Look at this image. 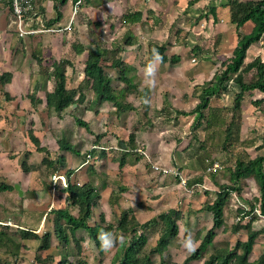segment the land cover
Here are the masks:
<instances>
[{
	"label": "rangeland",
	"instance_id": "1",
	"mask_svg": "<svg viewBox=\"0 0 264 264\" xmlns=\"http://www.w3.org/2000/svg\"><path fill=\"white\" fill-rule=\"evenodd\" d=\"M190 1L81 0L76 9L72 0L65 6L54 0H36L32 29L49 28L47 23L57 16L56 4L63 17L52 27L67 28L70 24L71 27L54 33L42 31L25 38L17 35L12 14L0 4L1 13L7 12L3 20L6 29L0 31V107L10 108L5 111L9 120L0 126V133L3 131L5 136L10 131L15 137L10 144L8 180L20 186L22 193L20 199L18 191L8 195L0 193V200L7 203V206L0 205L1 219H16L24 207L27 227L42 236L47 231L54 232V216L46 218L45 214L65 207L66 195L58 189L49 191L43 184H49L52 179L66 187L68 180L61 176L65 171L51 174L52 168L42 163L47 155L37 151L32 134L39 140L38 146L48 150L49 158L66 159V169L75 171L70 180L80 185L92 182L100 189L92 225L99 223L101 216L107 223L117 225L122 212L129 210L140 223L171 209L180 212L179 234L165 252L166 264H184L201 246V258L190 264H204L216 250L233 248L238 240L246 241L244 232H233L238 224L252 222L255 230H264V215L258 201L260 185L250 177L240 182L241 194H232L225 209L224 226L216 230L211 243L204 241L213 227V216L202 211V207L215 200L222 185L231 184L230 169L237 160L264 156V93L246 92L241 109L236 112L235 99L240 88L229 82L226 91L211 99L210 106L220 110L222 122L217 128L212 125L208 131L206 120L201 121L199 129L193 130L195 115H177L197 106L202 90L212 85L223 69L222 62L232 56L237 43L236 32L230 24L228 0H199L189 5ZM136 12L143 13L139 23L124 22L125 14ZM130 38L134 39L132 46L126 44ZM154 44L166 45L165 54L169 58L178 55L181 59L166 65L156 60L154 73L149 75L148 52ZM80 45L84 48L82 54L75 47ZM115 47L130 68L127 77L131 82L126 84L116 79L113 87L118 94L125 91V102L134 109L120 113L108 102L89 108L93 92L88 89L87 103L72 106L60 114H50L44 104L32 103L31 96L36 94L44 100L45 93L54 90L51 73L55 61L71 63L66 66L67 84L69 88H77L85 80L88 53L97 48ZM196 47L201 50L200 56ZM257 57L264 61V37L249 49L245 63ZM108 72L119 76L118 70L108 69ZM3 75L5 80L1 81ZM246 79L248 82L255 79L254 71ZM149 87L151 91L145 93L144 89ZM204 113L209 115L210 111L207 109ZM77 119L88 123L90 128L79 125ZM232 123L230 139L225 142V129ZM131 134H135L136 147L140 150L136 152L143 158L135 162L137 155L132 153L129 160L133 163L121 171L117 160L126 152L121 143L128 142ZM62 138H67L80 156L61 150L58 141ZM93 150H105L107 155L105 158L92 155ZM213 163L219 165L216 171L209 170ZM24 164L29 167L28 172L24 171ZM176 173L183 179L176 177ZM200 179L203 182L197 183ZM113 192L115 196L111 200ZM252 206H256L254 213L245 215ZM73 213L78 214L76 210ZM23 215L21 211L18 217ZM158 231L157 225L145 230L148 247L156 245ZM52 235L54 248L58 240ZM78 236L85 237L82 257L88 264H113L119 238L111 249L105 250L102 244L98 246L89 240L86 231H79ZM189 237L194 250L187 247ZM29 244L21 263L40 264L36 262L40 242ZM263 252L264 233L254 246L250 261H256ZM49 254H56V250L41 252L43 258ZM153 260L155 264H162L160 255H155Z\"/></svg>",
	"mask_w": 264,
	"mask_h": 264
},
{
	"label": "trees",
	"instance_id": "2",
	"mask_svg": "<svg viewBox=\"0 0 264 264\" xmlns=\"http://www.w3.org/2000/svg\"><path fill=\"white\" fill-rule=\"evenodd\" d=\"M54 1H57L60 6H65L70 0ZM72 1L73 3H77L79 0ZM198 1L199 0H191L189 5H193ZM228 4L230 24L234 26L237 35V44L233 49L232 56L222 62L223 69L215 76L212 85L202 90L199 96L200 102L197 106L190 112L177 111V115H195V121L192 126L193 130L199 129V126L202 125L201 121L203 120H206L207 131L212 125L217 128V125L222 122L220 110L212 108L210 103L212 98L219 97L223 91L227 90V84L229 82H234L240 88V92L236 94L235 99L234 111L236 112L241 109L244 94L246 92L250 94L255 91L264 93V61H262L260 57H257L251 63H245L249 49L254 44L259 43L264 37V0H228ZM59 5L56 4L55 6L57 16L47 23L49 28L58 24L63 17ZM142 17V12L127 13L124 15L123 20L127 24L134 25L139 23ZM248 23L252 24V28L249 33H245L244 27ZM57 27L59 28V26ZM126 44L132 46L134 44V39H127ZM75 47L78 53L82 54L84 52L83 46L80 45ZM166 50L167 46L164 44L152 45L148 52V65L153 64L157 56L160 57L159 62L161 65H166L167 63L176 64L180 61L181 58L178 55H173L169 58L165 54ZM195 50H197V54L200 56V48L196 47ZM111 54H113V56ZM110 55L112 57L108 62V57ZM68 64H71L68 60L55 61L52 64L53 72L51 76L54 78L55 82L54 90L46 92L44 100L38 98L36 94L31 96L32 103L44 104L46 111L50 114H60L72 106L79 107L87 103L88 98L86 90L88 89L93 92V100L89 108L94 107L95 109L94 105L108 102L112 103L120 113L134 109L129 103L125 102V91H119L118 94L113 87L116 79L122 80L126 84L131 82V78L127 77L130 68L120 56L117 47L110 50L97 48L88 53V58L85 62V80L77 88L68 87L66 73V66ZM108 69L118 70L119 76L110 74ZM252 71L255 73V79L248 82L246 75ZM6 75L1 77V81L5 80ZM150 91V87L144 89L145 93H149ZM256 103L258 104L260 102ZM207 109L210 111L209 115H205L204 113V110ZM77 123L88 129L90 128L88 123L80 119H77ZM232 125L233 123L225 129L227 133L225 142L230 139ZM30 136L32 142L37 146V151L47 155L43 158L42 163L52 168L51 174L56 175L61 171H65L61 176L66 178L65 180H68V184L64 188L61 187L60 181L55 182L52 179L49 184L46 182L43 183L47 190L51 191L52 189H58L66 195L65 207L51 209L45 214L46 218L49 215L54 216L52 219L54 232L47 231L41 236L36 233V230L27 229L21 231L23 238L40 241L38 255L36 256L37 263L88 264L82 257V244L85 242V237L78 236V232L83 230L87 232L89 240L98 246L102 244L100 237L103 233H109L115 236L116 240L121 236L123 237V242H119L118 244L113 258V264H155L153 260L155 255H160L162 264H166L164 258L165 252L170 243L179 234L178 219L180 217V212L171 209L162 212L146 223H140L132 210H129L122 212L117 225L107 223L104 216L100 217L101 220L99 223L92 225L91 221L94 216V209L97 206V200L101 197L100 189L92 182L80 185L70 180L75 171L73 169H66V159L63 156H60L56 160L49 158L48 150L39 147V140L32 134H30ZM194 137L196 138V135ZM98 138L101 137L99 136ZM98 140L97 142H99ZM58 145L63 151L80 156V152L67 138L60 139ZM121 147L126 152H123L121 158L117 160L119 170L122 171L128 164L133 163L129 160L132 153L135 152L133 155H137L135 162H139L143 158V156L136 152L138 148L136 147L135 134H131L128 142H122ZM96 154L104 158L107 155L105 150H93L92 155ZM23 166L24 171L28 172L29 167L25 164ZM230 171L231 184L222 185L220 190L216 193L215 200L213 202H206L202 207V211L209 212L213 216V227L207 232L204 240L206 243H211L216 236V230L224 226L226 206L232 194H241L242 186L240 182L245 179L254 177L259 183L261 198L258 201L260 202L261 213L264 215V156L259 155L248 160L239 159ZM202 182L203 180L200 179L197 183ZM14 189L13 186L5 184L0 185V192L13 191ZM114 196L115 194L113 192L110 199L112 200ZM255 209L256 206H252L250 212H246L245 215H251L254 213ZM73 210H76L78 214H74ZM251 223L252 222H249L246 225L238 224L233 227L234 233H239L240 231L245 233L247 236L246 241L238 240L233 248L227 246L216 250L206 259L204 264H264V252L256 261H250L254 246L264 233V230H255ZM152 225H157L159 227V238L154 247H148V238L145 230ZM52 234H55L58 240V245L54 248L52 246ZM72 244H74V247H72ZM53 249L56 250V254H49L45 258L42 257L41 252L46 251L50 253ZM202 249V246L198 248L197 251L186 259L184 264H190L193 261L199 260L203 253ZM71 257H76V260L71 261ZM57 258H59V260Z\"/></svg>",
	"mask_w": 264,
	"mask_h": 264
},
{
	"label": "crops",
	"instance_id": "3",
	"mask_svg": "<svg viewBox=\"0 0 264 264\" xmlns=\"http://www.w3.org/2000/svg\"><path fill=\"white\" fill-rule=\"evenodd\" d=\"M0 9L2 7L0 6ZM5 15H7V12L4 11L1 13L0 10V31L6 29V23L4 26L3 20L5 19ZM5 27V28H4ZM252 28V24L248 23L244 27L245 33H249ZM234 32H236L234 26H233ZM237 44V43H236ZM235 44V46H236ZM234 46V47H235ZM9 107H0V111H2V114L0 112V126H4L7 124L8 120L7 117H9L8 113L5 111H9ZM4 132L2 131L0 133V185L5 184L8 186H13L15 189L13 191H1L0 193L3 195L11 194L12 192L18 191L19 192V199L21 197V189L20 186H16L14 184H11L8 180V175H10L9 171V155H10V144L13 143L14 136L10 131H7L8 134L3 136ZM20 143V141H19ZM20 173V172H19ZM19 185V184H18ZM5 193V194H4ZM0 205L7 206V203H5L4 200H0ZM19 205V204H18ZM20 208V206H18ZM7 208V207H6ZM8 209V208H7ZM22 209V210H21ZM18 214L15 216L16 219H1L3 215L0 216V264H17L16 261L18 260V264L21 263V258L23 255L27 252V246L30 245L29 243L32 241H38L33 239H26L22 237L21 231H25L27 229L35 230L34 228H28L26 225V216H25V209L22 207ZM23 211L24 215L23 218L18 217L20 212ZM9 212V209H8ZM10 213V212H9ZM13 218V217H11ZM18 219L20 222H18ZM12 233V234H10ZM37 233V231H36ZM39 234V233H38ZM40 235V234H39ZM40 242V241H39ZM40 246V244H39Z\"/></svg>",
	"mask_w": 264,
	"mask_h": 264
},
{
	"label": "built area",
	"instance_id": "4",
	"mask_svg": "<svg viewBox=\"0 0 264 264\" xmlns=\"http://www.w3.org/2000/svg\"><path fill=\"white\" fill-rule=\"evenodd\" d=\"M81 3V0H79L76 3V9L78 5ZM0 4L5 6L9 12L12 14L14 19V24L16 26L17 35L20 38H25L29 35H33L39 32H48V33H54V32H61L62 30H67L71 27V24L67 28H48L44 30H37L32 29V21L33 16H35L36 12V0H0ZM140 150L138 149V152ZM156 169L158 168L155 166ZM219 168L218 163H213V165L210 166L209 170H217ZM176 177H180L183 179L178 173L175 174ZM62 178V177H61ZM63 179V178H62ZM64 180V179H63ZM66 181V180H65ZM184 181V180H183ZM182 181V183H183Z\"/></svg>",
	"mask_w": 264,
	"mask_h": 264
},
{
	"label": "clouds",
	"instance_id": "5",
	"mask_svg": "<svg viewBox=\"0 0 264 264\" xmlns=\"http://www.w3.org/2000/svg\"><path fill=\"white\" fill-rule=\"evenodd\" d=\"M156 60H159L160 57L157 56L155 58ZM154 70H155V66L154 64H150L149 67H148V73L149 75L153 74L154 73ZM101 240H102V247L105 249V250H109L111 249L114 244L116 243V239L109 233H103L101 234ZM120 242H123V237L121 236L120 238ZM187 247L189 250H194V243L192 241V238L189 237L188 241H187Z\"/></svg>",
	"mask_w": 264,
	"mask_h": 264
}]
</instances>
